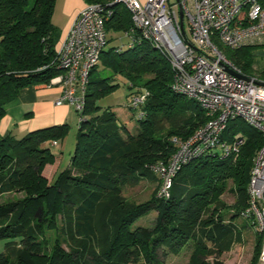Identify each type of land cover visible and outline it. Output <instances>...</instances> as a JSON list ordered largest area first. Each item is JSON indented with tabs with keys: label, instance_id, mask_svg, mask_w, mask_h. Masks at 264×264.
Listing matches in <instances>:
<instances>
[{
	"label": "trees",
	"instance_id": "trees-1",
	"mask_svg": "<svg viewBox=\"0 0 264 264\" xmlns=\"http://www.w3.org/2000/svg\"><path fill=\"white\" fill-rule=\"evenodd\" d=\"M84 1L113 9L107 36L122 31L131 35L132 17L123 5ZM55 4L56 0H0V122L5 106L23 89L51 84L64 74L56 49L60 31L52 21ZM133 37L135 43L128 36V45L106 47L90 72L71 163L53 182L43 172L55 162L51 147L65 140L67 123L20 138L0 137V197L25 194L21 201L0 204V240L6 241L0 264H164L161 251L178 255L187 248L193 249V264H203V258L211 256L215 264H222L219 259L242 240L235 219L257 226L248 214V187L264 136L240 119L229 122L222 138L229 143L237 136L244 140L236 157L217 152L182 166L170 196L159 197L162 180L150 166L169 165L178 149L174 140H189L208 116L194 100L173 92L175 74L169 60L139 32ZM257 50L258 46H245L225 51L244 75L258 74L264 81V70L255 69ZM121 82L130 89L126 108L137 116L133 128L111 108L100 114L99 100ZM144 92L149 97L139 117L130 105ZM238 122L243 124L241 131L234 130ZM146 179L157 183L154 200L142 206L126 203L122 189ZM227 192L237 197L233 216L225 212L222 201ZM152 212L157 216L151 228L137 226ZM52 229L56 240L49 248L44 235ZM259 236L261 251L263 234Z\"/></svg>",
	"mask_w": 264,
	"mask_h": 264
},
{
	"label": "built area",
	"instance_id": "built-area-1",
	"mask_svg": "<svg viewBox=\"0 0 264 264\" xmlns=\"http://www.w3.org/2000/svg\"><path fill=\"white\" fill-rule=\"evenodd\" d=\"M184 15V31L180 16L168 0H114L131 14L134 29L169 60L175 74L174 93L194 100L208 116V122L187 141L174 140L177 152L169 165H151L162 180L159 197L168 198L173 179L182 166L194 160L221 152L222 157H236L244 140H223L230 121L243 120L264 136V81L242 73L218 49L217 42L236 50L245 46H264V0H176ZM114 16L113 9L88 4L78 15L60 49L58 57L64 74L52 83L63 87L57 106L69 105L82 113L90 72L100 63L108 44L106 24ZM189 24L190 35L185 29ZM229 69L233 73H229ZM148 92L136 96L131 108L140 109ZM57 145L56 142L53 143ZM219 154V153H218ZM250 208L259 231L263 234L260 257L264 264V146L254 158L248 187Z\"/></svg>",
	"mask_w": 264,
	"mask_h": 264
},
{
	"label": "rangeland",
	"instance_id": "rangeland-1",
	"mask_svg": "<svg viewBox=\"0 0 264 264\" xmlns=\"http://www.w3.org/2000/svg\"><path fill=\"white\" fill-rule=\"evenodd\" d=\"M147 1L148 0H139V2L142 5H145ZM168 5L173 6V9L179 15V6L176 0H168ZM185 29L187 31V34L190 35V32H189L190 28H189V24L187 20H185ZM111 39H113V41L108 44L107 49H110L112 47H119L122 45H128L130 42V39L128 38V36L125 34L124 31L112 32V33L108 32V40H111ZM216 45L219 51L229 60L227 56V52L225 50H231V49L223 46L221 43H218V42ZM258 48L259 50H257V53H256L255 69L258 71L257 73H260L262 70H264V48H261L259 46ZM109 74H104V76L108 77ZM254 76L260 78L258 74H255ZM129 94H130V89L128 87V84L126 82H121L120 87L117 88L113 93L99 100L98 103L102 108L100 111V114H103V112L106 109L111 108L113 111H115L119 115L122 121H124L128 126H131L133 128L134 124H136L137 122V116L134 112H131L126 108ZM72 110H73L72 119L68 123L70 127L69 132H68L67 137L63 141L64 143L67 142V148H66L67 151L61 154L60 145L51 147V150L55 154V156H58L61 158L62 166L60 168V173L65 171L69 167L71 160H72V156L76 148L77 134H78L79 126H80V118H79L78 112L75 110L74 107H72ZM233 125L234 123H230V126H233ZM242 129H243L242 123L240 122L235 123L234 125L235 131H241ZM63 142H59V144H62ZM50 165H53V164H50ZM47 174H49L48 175L49 182L51 183V180L54 175L52 171L51 173L49 172ZM231 186H232V183L229 184V187ZM157 188L158 186L156 182H154L153 180L146 179V180H143L142 183L138 186H135V187L127 186L123 188L121 191V195L126 203L135 205V206H142L154 200L156 192H157ZM24 197H25V194L22 192L21 193L15 192L12 194L4 195L0 197V204H11L14 202H18V201L23 200ZM222 201L227 206L225 212L226 213L229 212V215L233 216L234 215L233 207L237 202V197L233 195L231 192H227L222 196ZM156 216L157 214L155 212H152L146 218L141 219L137 223V226L151 228L154 225ZM57 218H58V225L60 226L62 224L63 218L61 216ZM235 222L239 227L242 228V231H243L242 240L240 243L236 244L231 251L224 254L219 259V261L222 262V264H255L256 260H258L260 257L259 228L258 226L253 225L252 221H249V220L246 221L243 218H236ZM44 238L50 248L53 242L56 240L55 230L53 229L46 230ZM5 244H6V241L0 240V253L4 251ZM63 248L67 249L65 246ZM192 254H193V249L187 248V249H183L178 255H174L173 253H169V252L168 254L164 255V253L161 251L160 257L164 264H193ZM203 264H215V257L211 256V257L203 258Z\"/></svg>",
	"mask_w": 264,
	"mask_h": 264
},
{
	"label": "crops",
	"instance_id": "crops-1",
	"mask_svg": "<svg viewBox=\"0 0 264 264\" xmlns=\"http://www.w3.org/2000/svg\"><path fill=\"white\" fill-rule=\"evenodd\" d=\"M86 6L84 0H56L52 21L60 31L57 51L66 40L73 22ZM62 93L63 87L60 83L23 89L16 100L5 106V116L0 122V137L5 138L12 135L20 138L33 131L68 124L73 115L72 107L56 105ZM59 145L61 154L67 151V142L56 146ZM61 166L62 161L58 156L53 165L46 166L44 176L48 181L49 174L47 173L52 171L54 176L51 182H53L60 173Z\"/></svg>",
	"mask_w": 264,
	"mask_h": 264
},
{
	"label": "water",
	"instance_id": "water-1",
	"mask_svg": "<svg viewBox=\"0 0 264 264\" xmlns=\"http://www.w3.org/2000/svg\"><path fill=\"white\" fill-rule=\"evenodd\" d=\"M179 16H180V23H181V27H182V29H183V31H184V15H183V13L180 11L179 12ZM229 73H233V72H231L229 69H226Z\"/></svg>",
	"mask_w": 264,
	"mask_h": 264
}]
</instances>
